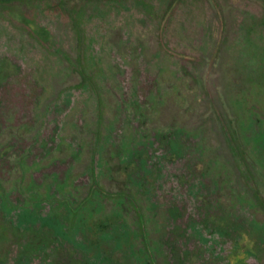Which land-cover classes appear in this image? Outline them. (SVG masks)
<instances>
[{"label": "rangeland", "instance_id": "rangeland-1", "mask_svg": "<svg viewBox=\"0 0 264 264\" xmlns=\"http://www.w3.org/2000/svg\"><path fill=\"white\" fill-rule=\"evenodd\" d=\"M234 9L0 0V264H264Z\"/></svg>", "mask_w": 264, "mask_h": 264}, {"label": "trees", "instance_id": "trees-1", "mask_svg": "<svg viewBox=\"0 0 264 264\" xmlns=\"http://www.w3.org/2000/svg\"><path fill=\"white\" fill-rule=\"evenodd\" d=\"M232 2L233 22L224 37L227 95L243 113L250 154L264 168V0Z\"/></svg>", "mask_w": 264, "mask_h": 264}, {"label": "flooded vegetation", "instance_id": "flooded-vegetation-1", "mask_svg": "<svg viewBox=\"0 0 264 264\" xmlns=\"http://www.w3.org/2000/svg\"><path fill=\"white\" fill-rule=\"evenodd\" d=\"M3 1H14V0H2ZM26 1H30V0H26ZM37 1H41V0H37Z\"/></svg>", "mask_w": 264, "mask_h": 264}]
</instances>
